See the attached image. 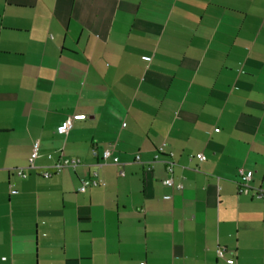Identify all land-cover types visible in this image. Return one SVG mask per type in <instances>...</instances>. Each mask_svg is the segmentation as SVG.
Here are the masks:
<instances>
[{"label": "crops", "instance_id": "crops-1", "mask_svg": "<svg viewBox=\"0 0 264 264\" xmlns=\"http://www.w3.org/2000/svg\"><path fill=\"white\" fill-rule=\"evenodd\" d=\"M240 168L264 190V0H0V264H264Z\"/></svg>", "mask_w": 264, "mask_h": 264}, {"label": "built area", "instance_id": "built-area-1", "mask_svg": "<svg viewBox=\"0 0 264 264\" xmlns=\"http://www.w3.org/2000/svg\"><path fill=\"white\" fill-rule=\"evenodd\" d=\"M85 118H86V115L80 114V113H76V114H73V115L67 117L58 126V128H57L58 133L66 135L69 132V130L72 128L74 121L82 120ZM38 148H39L38 142H34L32 153H31V160H30V164H29L30 168H32L34 166L33 162H34V159L38 155ZM92 153L94 156H97V154H98V152L96 150H93ZM162 154H165V148L163 145H161L157 148L156 158H158ZM196 156L199 160L205 159V156L203 153H198ZM137 158H139V156H137ZM110 159L113 163H118V161H119L118 157L113 155V151L110 148H106L101 153L102 162L99 163L98 165L100 166L102 163H104ZM79 164H80V160L77 158H61L60 160H58L57 162H55L53 164L51 169H45L42 172V176L43 177H52L54 174L61 172L65 168H75ZM173 165H174V162L171 159L166 160V169L169 173L172 172ZM17 174L23 178H25L27 176V174L25 173V170L23 168H18ZM239 177H240L239 182H238V192L239 193L248 194L249 192H252L253 195L264 198V190L261 188H255L251 185L252 172L250 170H245L243 168H240L239 169ZM165 183L168 186L174 185L173 179L170 177L166 179ZM101 184H102V182L98 178L97 171H94L91 177H88V178H85L84 180H82V183L79 187V191H85L90 186H98ZM177 187L182 188V185L180 184ZM166 197H169V196L166 195ZM224 253H225V248L219 247L217 249V254L219 257H224ZM226 260L228 263L234 262V260L231 258H228Z\"/></svg>", "mask_w": 264, "mask_h": 264}]
</instances>
